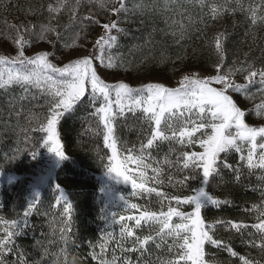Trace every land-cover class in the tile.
<instances>
[{"label":"trees","instance_id":"16d2710c","mask_svg":"<svg viewBox=\"0 0 264 264\" xmlns=\"http://www.w3.org/2000/svg\"><path fill=\"white\" fill-rule=\"evenodd\" d=\"M50 7L55 11L50 13ZM119 7L111 0H104L103 8L97 0H0V59L14 61L19 55L14 45L17 33L10 32L9 25L25 32L29 27L54 29L59 39L57 35L47 37L50 43H37L33 39L32 46L24 50V58L48 54L50 63L64 68L75 63L79 58H70L89 49L96 35L110 23L120 31L113 29L107 35L114 37L117 45L107 50L111 60L106 59L105 63L111 67H104L98 58L99 70L104 75L97 72L98 77L105 84L145 89L144 85L133 86L130 82L153 75L171 78L189 70L207 73L222 66L221 71L227 75L231 70L229 77L243 89L241 94H232L244 107L245 118L253 123L264 120V110L257 111L264 104L261 87L248 83L250 70L264 71V0H126L127 11L113 16L111 13ZM25 39L31 38L26 35ZM217 42L222 45V54L215 48ZM4 69L11 70L12 64L0 66V71ZM239 69L243 71L238 72ZM106 76L112 77L113 82ZM47 99L29 86L0 89V239L7 238L6 225L18 221L23 224L27 219L22 234L13 237L14 243L3 257V264L176 261L182 253L171 250L175 242L167 232L161 239L155 230L158 226L149 228L141 222L140 228H136L135 220L126 219L141 214L131 208L125 211L129 204L147 210L146 214L159 215L163 209L157 205L158 198H145L143 193L137 198L131 184L121 191L127 202L112 199L102 190L101 175L114 168L116 161L130 181L139 182L137 166L124 158L127 155L135 158L138 153L132 150H138L145 139L142 114L128 113L113 125L118 153L114 160L111 148L104 144L106 129L95 111L103 104H91L86 94L75 110L65 114L57 124L61 150L68 157L59 161L48 150L50 145L44 144L47 133L38 131L52 112L45 106ZM157 144L156 149L146 151L161 163L165 157L175 160L172 152H203L194 146L180 150L177 144ZM242 155L247 152H232L226 158L228 164L238 169L239 182L235 180L236 172L221 169L220 177L211 179L207 185L214 199L227 203L219 208L202 209L205 226L216 225L214 239L221 244L219 249L205 245V264H243L245 260L248 264H264V233L256 230L258 223H264V169H248L240 159ZM221 158L225 159L223 154ZM253 159L255 163L257 158ZM163 171L166 183L170 175H174V180H185L174 169ZM145 175L151 177L153 173ZM202 180V175H196L195 179L185 180L183 187L157 185L149 180L145 187L162 191L175 201L195 196L204 186ZM59 192H63L64 200H60ZM67 203L73 206L71 219L64 216ZM168 206L183 209L187 214L194 208L175 203ZM29 207L32 212L25 218L23 214ZM177 222L174 218L172 225ZM231 223L243 224L245 228L237 233L230 228ZM126 228L135 229L132 237L121 236ZM144 239L150 240L149 245L133 251L135 242Z\"/></svg>","mask_w":264,"mask_h":264},{"label":"snow or ice","instance_id":"6c2138e0","mask_svg":"<svg viewBox=\"0 0 264 264\" xmlns=\"http://www.w3.org/2000/svg\"><path fill=\"white\" fill-rule=\"evenodd\" d=\"M97 2L101 8L104 7V0H97ZM111 2L120 6L117 11L111 13L113 16L127 11L126 0H111ZM48 11L52 13L55 10L50 7ZM212 12L216 13L217 9L213 8ZM84 19L90 21L91 17ZM253 22H255L254 17ZM8 28L10 32L17 33L14 37V45L19 50V55L14 61L0 59V66L12 64L11 70L0 71V89L29 86L37 89L41 96L48 98L45 106L51 108L52 112L50 117L44 121V126L39 127L38 131L47 133L44 144L50 145L48 150L59 161H64L68 157L61 150L62 145L56 132L57 124L65 114L75 110L76 106L85 99L86 94L91 104L94 105L98 102L103 104L95 111L106 129L104 144L105 147L111 148L114 160L118 153L113 125L116 124V121L124 119L128 113H131L132 116H136L137 112L142 114L143 123L146 125V130L142 133L145 139L141 142L138 150H132L134 153H138L135 158L132 155H127L124 159L127 163L137 166L136 175L139 177V182L131 183L132 189L137 192V198H141L140 193L145 194V198L155 196L158 198L157 205L163 210L159 215L154 212L146 214L147 210L142 211L136 204H129L125 211L131 208L141 214L138 217L129 215L126 219L135 220L136 228H140L141 222H145L149 228L158 226L155 230L161 234V239H164L163 233L167 232L169 238L175 242L171 250L178 249L182 253L172 264H205V245L219 249L221 244L214 239L216 225L205 226L201 218V210L209 206L219 208L227 202L214 199L207 194L204 187H201L191 199L173 201L164 192L156 191L151 186L145 187V185L149 183V180H152L157 185L183 187L185 180L195 179L196 175H202V183L207 186L211 179L220 177L221 169L236 172L235 180L239 182L241 176L238 169L226 162L227 156L232 152H247V155H242L240 159L246 162L248 169H264V154L259 155L255 163L253 159L257 155L258 140L259 149L264 150V126L249 127L245 124L246 112L242 111L231 98L232 93L241 94L243 91L240 85L234 84L228 78L232 75L231 70H228L226 75L224 71H221L222 66L217 67L216 71L220 75L216 78L186 79L183 81L184 87L176 91L155 86L134 90L125 84L110 87L98 77L92 67L93 59L96 57L78 59L75 63H69L64 68H58L50 63L48 54L37 55L33 59L24 58V50L32 46L33 39L37 43H50V40L47 39L50 35H57V39H59L54 29L41 28L37 30L29 27L25 32L12 25H9ZM113 29H117L114 24L108 27L109 32ZM117 31L120 30L117 29ZM26 35L31 39L26 40ZM114 39L109 35L97 42L98 58L104 67H111L110 63H105V60H111L107 50L117 47ZM215 48L222 54L220 42L216 43ZM239 71L243 70L239 69ZM5 73H7V78H5ZM248 83L249 85L259 84L261 94L264 96V71L250 70ZM213 85H220L221 90L212 87ZM36 98L32 97V99ZM261 110H264V104H260L257 109L258 112ZM116 126L119 127V125ZM157 142L177 144L180 150L194 146L202 149L203 152L202 154H197L195 151L191 154L183 151L172 152L171 155L175 156V160L165 157L161 163L153 159L146 151L156 149ZM222 154L225 159L221 158ZM165 168L174 169L175 172L183 174L185 180H174V175H170L166 183L163 171ZM109 171L113 172L115 169L110 168ZM124 171L127 172L128 168L125 167ZM146 172H151L153 175L149 177L145 175ZM116 176L120 177L115 179L117 183L123 181L127 184L130 182L128 175L117 172ZM108 177L110 180L114 179L112 175ZM59 198L60 200L65 199L63 192H59ZM123 199L122 197L121 200ZM35 202H39V194H37ZM172 203L194 206V211L184 214L182 210L168 206ZM72 210V204L67 203L64 210V216L67 219H71L69 213ZM31 212L32 208L29 207L23 214L24 217H29ZM174 218H177L178 221L175 226L172 225ZM115 222L120 223L119 220ZM26 226L27 219L23 224L18 221L6 225L4 232L7 238L0 239V264H3V257L11 251L14 243L13 237L21 235ZM206 227L207 230H205ZM230 228L240 233L245 225L231 223ZM256 230L264 233V223H258ZM134 231L135 229L126 228L121 236L132 237ZM149 243V239H144L142 242L137 240L135 242L137 246L133 247V251L144 249ZM224 247L227 250L226 246ZM228 251L230 255H235L230 250ZM243 264H248V261H243Z\"/></svg>","mask_w":264,"mask_h":264},{"label":"rangeland","instance_id":"374dc122","mask_svg":"<svg viewBox=\"0 0 264 264\" xmlns=\"http://www.w3.org/2000/svg\"><path fill=\"white\" fill-rule=\"evenodd\" d=\"M111 24L108 23L101 31L99 34L96 35L95 39L92 42V46L89 47V49L85 50V51H79V53H75L74 56H72L70 59H73L75 57H78L79 59H84V58H93L96 57V59H93V64L92 67L93 69L98 72L102 77H104L103 73L99 70V60H98V54H97V48H98V40L101 38H106L109 31H108V27ZM97 44V47H94L93 45ZM96 49V50H95ZM97 73V75L99 76V74ZM218 75H220L216 70L211 71V72H200V71H196V70H189V71H184L183 73H179L176 76H173L171 78L169 77H162V76H150V77H143L140 79H137L132 83L131 85L133 86H137V85H144L145 88H148L149 86H155V87H164L167 88L169 91H176L178 89H182L184 87L183 81L186 79H192V78H198V79H214L216 78ZM107 80H109V82H113V78L110 76H106ZM229 79H231L234 84L237 83V80H235L232 77H228ZM120 79L117 77V80ZM126 80H123V82ZM108 84V83H107ZM212 87H215L217 90H221V86L220 85H213ZM231 98L234 100V102L237 104V106L242 110L245 111L244 107L235 99V97L233 96V94H231ZM264 121V120H262ZM262 121H259L257 123H253L248 121L245 118V124L249 127H260V126H264V123H262ZM264 154V150H260L259 149V140H258V151H257V155L255 156V158H257L259 155ZM115 171L113 172H107L103 175H101V180H102V190L112 199L115 200H119V201H124L127 202V198L121 193V191H124V186H126L127 188L129 187V185L131 183H133L132 181H130L129 183L125 184L123 181L121 183H117L115 181V179H119L120 177L116 176L117 172L122 173L123 175H125L122 170L119 167L118 162L116 161L115 166H114ZM109 175H112L114 177L113 180L109 179ZM205 188V191L207 192V194L210 195V193L208 192L207 186H203ZM124 198L123 200H121V198ZM180 209V208H178ZM183 211L184 214H187L186 211H184L183 209H180ZM194 211L191 210V212ZM190 212V213H191ZM202 212V210H201ZM202 218V216H201Z\"/></svg>","mask_w":264,"mask_h":264}]
</instances>
